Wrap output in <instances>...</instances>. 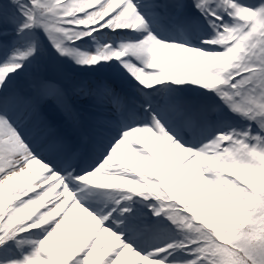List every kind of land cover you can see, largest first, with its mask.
I'll use <instances>...</instances> for the list:
<instances>
[{
	"label": "snow or ice",
	"instance_id": "obj_1",
	"mask_svg": "<svg viewBox=\"0 0 264 264\" xmlns=\"http://www.w3.org/2000/svg\"><path fill=\"white\" fill-rule=\"evenodd\" d=\"M0 264H264V0H0Z\"/></svg>",
	"mask_w": 264,
	"mask_h": 264
},
{
	"label": "rangeland",
	"instance_id": "obj_2",
	"mask_svg": "<svg viewBox=\"0 0 264 264\" xmlns=\"http://www.w3.org/2000/svg\"><path fill=\"white\" fill-rule=\"evenodd\" d=\"M100 182H105V181H100ZM209 207H210V205H208ZM218 211V210H217ZM105 238H107L106 237V234H105ZM101 247L103 246V239L101 240V245H100ZM105 259H106V257H105Z\"/></svg>",
	"mask_w": 264,
	"mask_h": 264
}]
</instances>
